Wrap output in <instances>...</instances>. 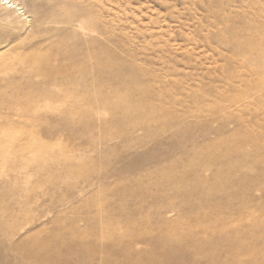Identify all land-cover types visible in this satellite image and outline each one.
<instances>
[{
    "label": "rangeland",
    "instance_id": "1",
    "mask_svg": "<svg viewBox=\"0 0 264 264\" xmlns=\"http://www.w3.org/2000/svg\"><path fill=\"white\" fill-rule=\"evenodd\" d=\"M51 1L0 0V264H264V145L228 139L264 135V0H64L81 97L22 68Z\"/></svg>",
    "mask_w": 264,
    "mask_h": 264
},
{
    "label": "bare ground",
    "instance_id": "2",
    "mask_svg": "<svg viewBox=\"0 0 264 264\" xmlns=\"http://www.w3.org/2000/svg\"><path fill=\"white\" fill-rule=\"evenodd\" d=\"M52 1L55 2L54 0ZM87 1L89 2V0ZM64 2H65L64 0H62V2H60L59 0V2H56L57 4L54 7H52L53 5L52 6L50 5L52 7V10L48 16L50 18H48L47 21H45L43 24L44 29H46L45 26H47L48 29H50L51 31V29H53L55 26L61 25L63 29L60 28L59 31L58 30L57 31L60 32V34H63L65 36V38L62 36L63 39H66V40L68 39L70 41L71 39H75L78 41V43L77 44L75 43L74 46L71 47V46L66 45L65 41H63L62 38H60L62 39L61 41H56V42L50 41V38H49L48 42H49V46L50 44L51 46L48 47V49L54 48L55 50L53 58H51L52 54L41 53V50L43 49L42 43L35 44L33 45L32 50H31L33 51V53L32 54L30 53V55L22 57L24 60L22 61V68L28 66L31 69L33 68L35 69L37 67L42 69V72L40 71L39 74H36L40 77V82L37 81L40 84L38 85V87H36L37 89L35 90L39 94H43L45 96H59V95L67 94L70 97H75V96L81 97V96L88 94L91 88V49H90L91 48V8H90L91 4L87 3L88 5H86V7H83L81 11H78L79 10L78 9L77 12L76 11L70 12L69 11L70 9L66 7L67 4H65L66 6L63 5ZM9 5H11L9 7L13 8L12 7L13 3H10ZM60 17L61 19L58 20V18ZM62 17L64 18L62 19ZM41 27H42V24H41ZM70 41H67V42H70ZM68 44L73 45L71 44V42ZM94 58L95 57H93V59ZM260 59L261 61H264V56L262 55ZM102 65H104V63L101 64V66ZM106 65L107 63L105 64V67ZM111 68L113 69L114 65ZM107 71H109V69ZM35 79L37 80V77ZM257 83H259V86H261L260 89H262V87L264 86V76H262L260 79L258 78ZM36 84L37 83H35V85ZM255 88L258 89L259 87H255ZM245 91L246 89H244V92ZM260 108L261 107H258V109ZM259 112L260 114H263L262 121L264 125V108H261ZM232 119L238 122L235 116L232 117ZM245 128L246 127L243 126V123L238 122L237 133L229 136L228 139L236 140L238 142L240 141L244 143L252 142L257 146L264 145V135H259L257 137L256 136L247 137V135L244 134ZM228 152L236 153V155H241L245 152V149L243 148L236 149L232 147L231 149H228ZM256 185L262 186L261 184H256ZM247 205H248V202L245 203L243 206H245L246 208ZM181 235H182V232H181ZM164 258H166L167 260L169 259V257L167 256H165ZM181 261L182 260L178 258L177 260H175L174 264H177L178 262H181Z\"/></svg>",
    "mask_w": 264,
    "mask_h": 264
}]
</instances>
